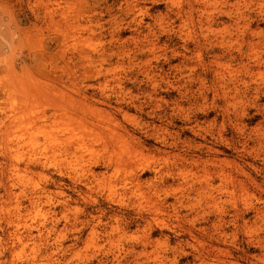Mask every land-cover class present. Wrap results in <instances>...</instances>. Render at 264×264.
<instances>
[{
    "label": "bare ground",
    "instance_id": "6f19581e",
    "mask_svg": "<svg viewBox=\"0 0 264 264\" xmlns=\"http://www.w3.org/2000/svg\"><path fill=\"white\" fill-rule=\"evenodd\" d=\"M39 2L45 3L48 14L61 15L67 28L78 31L87 42V46L70 56L63 55L70 62L81 63L84 73L79 91L83 96L84 111H75L68 117L69 123L77 125V129L72 128L70 133L75 136L69 134L64 141L56 138L54 142L57 145L51 154L75 158L79 163L86 151L91 157L81 165V175L80 172L75 173L77 177L71 197H65L58 204L61 218L68 220L73 202L95 203L91 192L106 182L105 201L114 202L118 197H128L135 211L133 214L121 213V210L108 211L104 207L97 214L95 211L82 214L86 219L83 224L90 228L89 242L101 234L111 246L120 248L130 258L137 257L136 264H141L138 258L147 254L153 243V225L164 224L160 215L180 220L192 216L193 212L197 213L195 217L202 213L203 217L207 211L218 213L211 227L215 228L218 239L223 238L225 233L219 229L224 220L220 212L225 198L237 193L248 206L251 195L246 189L238 192L231 175L220 169L219 155L222 152L217 147L222 143V136L216 128L217 118L208 121L205 111L207 105L217 109L223 121L235 123L234 126L247 116L250 107L261 108L264 112V103L259 104L264 99V30L253 25L258 14L259 17L264 15V0H85L86 6L84 9L81 7L80 12H74L76 6L72 8V3L67 0ZM254 3L259 9L256 14L250 8ZM163 5L165 12H153L154 8ZM126 33L129 36L123 39ZM94 41L102 42V47L97 49ZM63 46L62 41L57 46L61 53ZM94 64L98 67L97 74L92 72ZM124 69L128 71L120 72ZM101 73L104 74L102 79L99 78ZM76 81L75 78H67L62 83L75 87ZM173 92L177 98L166 100V96ZM95 105L108 107L110 111L96 109ZM93 109L108 112L111 118L107 116L103 121L101 116L90 113ZM132 113L140 115L142 123L128 128L120 119L129 120ZM50 116L40 113L33 121L35 129H32H43L54 114ZM2 119L9 122V128H14L9 112L3 113ZM177 120L181 121V126H174ZM167 127L177 129L178 139L180 133L189 134L181 142L182 150L177 140L167 143L166 135L160 133H167ZM258 135L257 144L261 146L264 133ZM17 136H10L7 150L13 151L20 146ZM135 136L142 152L166 159L165 170L135 163V171H124L128 163L138 158L137 151L125 142L121 143V147L124 146L122 154L116 158L107 155L108 143L118 142L122 137L135 139ZM87 137L102 139V154L97 153L94 157L92 149H86ZM149 141H154L160 148L146 147ZM167 149L179 151L173 153ZM167 159H172L171 163ZM31 160L39 161L36 155ZM122 171V174L118 173ZM13 172L6 183L10 185L4 186L0 201L15 195L11 184ZM146 173L151 176L143 178ZM48 192L43 189L41 193H30L31 204L37 205ZM143 202L150 203V209L145 210ZM262 219L264 212L259 209L254 222ZM133 220L137 228L142 227L145 231L140 242L124 241ZM244 226L250 229L246 223ZM197 230L202 232L206 227ZM51 233L54 234V242L50 248H34L30 257L20 262L13 258L9 264H36L39 258L52 257L64 250L56 225L47 228L46 232L37 230V235L32 229L26 235L9 234L11 238L5 251L12 256L18 244L42 234L50 238ZM79 241L77 238L75 244ZM198 254L199 264H215L209 255ZM75 257L76 252L65 264H73ZM93 262L90 255L84 256L79 264ZM155 264H170L169 258H158Z\"/></svg>",
    "mask_w": 264,
    "mask_h": 264
},
{
    "label": "rangeland",
    "instance_id": "374dc122",
    "mask_svg": "<svg viewBox=\"0 0 264 264\" xmlns=\"http://www.w3.org/2000/svg\"><path fill=\"white\" fill-rule=\"evenodd\" d=\"M67 1L72 3V8L76 6L74 12H80L81 7L84 9L86 6L85 0ZM46 8L45 3L42 5L39 0H0V197L4 193V186L10 185L6 183L11 172L15 170L11 179L15 195L0 201V264H9L13 258L20 262L30 257L34 248H50L51 242H54L53 233L50 238L42 234L34 240L18 244L11 256L5 251L11 238L9 234L15 232L26 235L32 229L34 235H37V230L46 232V229L53 225H56L57 232L61 233L59 242L61 241L64 250L52 257L39 258L36 264H65L75 252L77 257L72 259L73 264H79L84 256L90 255L93 257V264H136L137 257L130 258L120 248L118 250L111 246L101 234L93 238L92 242L87 240L90 228L89 225L83 224L86 219L82 214L92 211L97 214V211L104 207L108 211L121 210V213L133 214L135 211L128 197H118L114 202L105 201L106 182H102L91 192L95 203L88 204L82 200L73 202L66 221L59 214V202L72 195L77 177L75 173L80 172L81 175V165L91 157L86 151L79 163L75 158L66 159L51 154L54 145H57L54 142L56 138L64 141L69 137L72 128L77 129L76 124L69 123L68 117L75 111H84L83 96L79 91L84 73L80 67L81 63L70 62L64 56H70L71 53L87 46V42L78 31L67 28L61 15L52 16ZM250 8L254 14L259 11L255 3ZM153 12H165V6L154 8ZM262 16H254L253 25L264 30V20L261 19L264 15ZM128 36L129 33H126L122 38L126 39ZM163 38H166V35ZM61 41L64 44L62 53L57 47ZM94 45L100 49L102 42L94 41ZM97 69L94 64L92 72L97 74ZM127 71L128 69H124L120 72ZM108 75L111 76V73ZM103 77L104 74L101 73L99 78ZM67 78L77 79L75 87L70 84L63 85L62 81ZM175 98L176 92L166 96V100ZM263 103L264 99L259 104ZM184 107L187 109L186 104ZM95 108L103 107L95 105ZM96 109L90 113L101 116L103 121L107 120L109 113ZM103 109L110 111L108 107ZM8 112L12 116L13 129L8 127L7 120L2 119L3 113ZM42 112L48 117L52 114L54 116L45 123L43 129L34 131L33 121ZM205 112L208 121L217 118L216 128L222 136V143L217 147L222 152L219 155L220 169L231 175L238 192L242 189L248 191L251 195L250 205L246 206L237 193L231 198H225L220 212L224 220L219 229L224 231L225 236L220 239L215 234V228L211 227L218 213L207 211L203 217V213L195 217L197 213L193 212L192 216L180 220L160 215L164 224L153 225V243L148 248V253L138 258L141 264H155L158 258L165 256L169 258L170 264H199V252L209 255L215 264H264V220L254 222L256 212L259 209L264 212V144H257L258 134L264 133V112L261 108L250 107L247 116L243 117L241 122L237 121L238 126L226 119L223 121L221 112L211 106L207 105ZM200 120L203 121V118ZM120 121L128 128L142 123L140 115L135 113H132L131 119ZM181 125V121L177 120L174 126ZM167 129V133L160 132L166 135L167 143L177 140L179 149L182 150L181 142L189 137V134L180 133L178 139L176 128ZM97 132L101 137L99 129ZM13 134L18 135L20 146L9 151L8 140ZM100 137L86 138V149H92L94 157L97 153H103L104 143ZM136 138L137 136L135 139L122 137L118 142L114 140L108 143L107 155L116 158L122 154L124 146L121 147V143L125 142L137 151L138 158L137 161L128 163L124 171H135V163L165 170L166 159L157 154L142 152L138 148ZM208 140L212 141L210 138ZM152 145L160 148L154 141L145 144L146 147ZM167 150L173 153L179 151ZM33 155L38 156L39 161H32ZM171 160L167 159L170 163ZM124 171L118 173L122 174ZM150 176V173H146L143 178ZM43 189L49 192L42 196L37 205H32L29 194L41 193ZM143 206L148 210L151 204L143 202ZM76 216L78 219H75ZM244 223L250 229L245 228ZM201 227H206V230L199 232L197 229ZM144 235L143 228H137L133 220L124 241L140 242ZM77 238H80V241L75 244ZM126 260L130 261L127 263Z\"/></svg>",
    "mask_w": 264,
    "mask_h": 264
}]
</instances>
